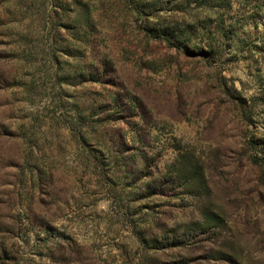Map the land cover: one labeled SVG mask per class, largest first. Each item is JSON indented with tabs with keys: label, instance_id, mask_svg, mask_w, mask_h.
<instances>
[{
	"label": "rangeland",
	"instance_id": "374dc122",
	"mask_svg": "<svg viewBox=\"0 0 264 264\" xmlns=\"http://www.w3.org/2000/svg\"><path fill=\"white\" fill-rule=\"evenodd\" d=\"M0 264H264V0H0Z\"/></svg>",
	"mask_w": 264,
	"mask_h": 264
}]
</instances>
